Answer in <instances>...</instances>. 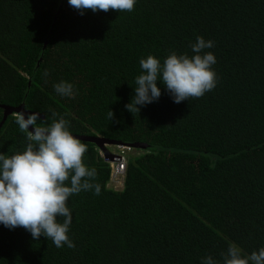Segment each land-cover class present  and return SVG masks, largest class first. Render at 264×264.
<instances>
[{
    "label": "trees",
    "instance_id": "16d2710c",
    "mask_svg": "<svg viewBox=\"0 0 264 264\" xmlns=\"http://www.w3.org/2000/svg\"><path fill=\"white\" fill-rule=\"evenodd\" d=\"M201 35L214 41L205 51L217 57V86L179 104L162 86L157 101L129 111L140 59L191 55ZM59 81L74 85V98L55 93ZM21 104L135 154L116 188L102 147L79 138L101 193L68 201L75 247L0 225V264H200L233 242L245 255L264 246V0H137L131 12L83 15L68 0H0L8 154L26 140L16 112L5 117L1 105Z\"/></svg>",
    "mask_w": 264,
    "mask_h": 264
},
{
    "label": "clouds",
    "instance_id": "9594fccd",
    "mask_svg": "<svg viewBox=\"0 0 264 264\" xmlns=\"http://www.w3.org/2000/svg\"><path fill=\"white\" fill-rule=\"evenodd\" d=\"M136 3L137 0H68L81 15L89 9L93 12L110 9L131 12ZM213 47L214 41L201 35L191 44V55L173 51L162 61L154 55L141 58V73L135 77L134 95L126 108L134 113L140 111L141 106L157 101L162 86L177 104L200 98L213 90L218 83L213 67L217 57L205 51ZM53 87L61 97L75 96L71 82L59 81ZM56 115L52 113L53 117ZM108 118L113 120L112 110ZM14 119L25 134L26 144L11 154L0 151V225L10 230L24 228L33 240L44 237L56 248H74L75 243L69 236L73 212L68 201L81 191L101 193V185L94 183L95 168L84 161L87 148L73 135L64 117L47 123L40 112L23 108ZM116 144L128 143H106L105 149L100 150L101 156L106 154L112 158ZM129 145L135 149L134 145ZM200 264H264V246L245 255L233 242L222 254V259L207 255L201 258Z\"/></svg>",
    "mask_w": 264,
    "mask_h": 264
},
{
    "label": "built area",
    "instance_id": "2783aa9c",
    "mask_svg": "<svg viewBox=\"0 0 264 264\" xmlns=\"http://www.w3.org/2000/svg\"><path fill=\"white\" fill-rule=\"evenodd\" d=\"M115 148L116 150L112 158L106 154H103V157L110 164L112 184L116 188H119L124 183L129 159L135 149L129 144H116Z\"/></svg>",
    "mask_w": 264,
    "mask_h": 264
},
{
    "label": "water",
    "instance_id": "95a60500",
    "mask_svg": "<svg viewBox=\"0 0 264 264\" xmlns=\"http://www.w3.org/2000/svg\"><path fill=\"white\" fill-rule=\"evenodd\" d=\"M2 107L5 108V117L9 114V113H12V112H18L20 110H22L24 108V104H21L20 106H6V105H1ZM32 126H30L31 128ZM74 136H76L77 138H80V139H83V140H91V141H94L96 143H98L103 149H105V144L106 143H118V141H115V140H109V139H106L104 137H101V136H83V135H75L73 134Z\"/></svg>",
    "mask_w": 264,
    "mask_h": 264
},
{
    "label": "flooded vegetation",
    "instance_id": "af4514ba",
    "mask_svg": "<svg viewBox=\"0 0 264 264\" xmlns=\"http://www.w3.org/2000/svg\"><path fill=\"white\" fill-rule=\"evenodd\" d=\"M10 114V113H9Z\"/></svg>",
    "mask_w": 264,
    "mask_h": 264
}]
</instances>
